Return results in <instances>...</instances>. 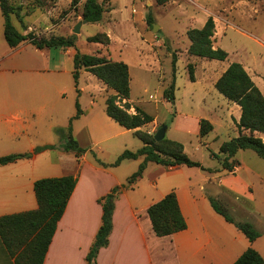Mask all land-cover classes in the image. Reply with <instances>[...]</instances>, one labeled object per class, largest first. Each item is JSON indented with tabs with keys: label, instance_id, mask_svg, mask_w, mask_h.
Instances as JSON below:
<instances>
[{
	"label": "rangeland",
	"instance_id": "374dc122",
	"mask_svg": "<svg viewBox=\"0 0 264 264\" xmlns=\"http://www.w3.org/2000/svg\"><path fill=\"white\" fill-rule=\"evenodd\" d=\"M100 2L104 5L103 19L95 23L84 22L80 32L75 33L74 27L83 20L85 0H9L13 10L12 21L20 32L31 33L38 38L52 34L75 35L81 52L105 55L112 60L127 63L130 70L131 103L159 118L161 123L154 133L161 125L167 124L170 129L167 137L181 141L188 155L202 164L185 167L187 176L196 183H201L205 177L219 183L222 175L230 170L223 167L213 153L222 157L220 145L237 135L235 113L227 124L221 122L220 125L217 122L215 130L205 137L194 131V118L198 115L206 119L215 116L211 109L216 101L212 96L208 97L211 90L227 100L213 83L229 62L243 63L264 94V0H169L164 4L156 0ZM149 13L153 15V23L147 21ZM208 15H212L216 23L214 44H219L229 53L226 60L189 53L191 42L187 31L192 27H202L203 19ZM154 24L158 26L156 30ZM99 32H107L111 43L104 45L88 40L89 36ZM1 38L5 46L8 45L3 35ZM22 48L25 49L23 54H26L22 62L33 63V56L28 55L33 53L34 44L25 40ZM174 54L177 55V73L175 100L172 102L163 98L164 90L173 79ZM190 63L195 66V80L191 79ZM69 65L73 67V61ZM10 74L13 82L22 80L20 71ZM29 75L27 80L31 82L34 79L31 76L35 75ZM45 76L40 81L48 84L46 92L37 96L30 94L26 98V108L33 127L26 135L14 138L10 145L0 150V156L26 152L32 153V156L38 154L36 174L41 178L59 176L68 171L69 166L63 159V144L69 138V115L77 110V102L80 104L81 87L85 88L83 103L86 105L92 99L104 105L112 92L102 80L86 70L80 72L78 83L72 73ZM56 87L66 89L64 94L60 95ZM82 114L83 110L80 116ZM178 123L181 125L177 130ZM62 125V128L59 127ZM114 139V153L110 150L103 153V144L88 151L84 148L89 155L88 159L95 161L96 158L97 161L112 164L119 156L116 155L117 148L127 145V149L133 150L142 145V141L131 130L124 131ZM117 143L121 146L117 147ZM45 145H55V148L37 151L38 147ZM239 160L247 164L241 173L253 187L256 213L264 217V159L253 149L247 148L240 153ZM76 167L79 170L80 163L70 166L71 169ZM222 192L224 195H220V199L223 203L234 206L238 201L247 204L244 196L237 198L224 190ZM228 209L235 215L231 207ZM240 218L252 222L248 216Z\"/></svg>",
	"mask_w": 264,
	"mask_h": 264
},
{
	"label": "crops",
	"instance_id": "0c3cea01",
	"mask_svg": "<svg viewBox=\"0 0 264 264\" xmlns=\"http://www.w3.org/2000/svg\"><path fill=\"white\" fill-rule=\"evenodd\" d=\"M208 17L209 15L203 19V25ZM4 23L0 5V150L10 145L14 138L19 139L30 131L34 124L30 122L26 98L30 94L37 96L46 92L48 84L40 81L46 78V74H73L74 56L77 52L75 47L38 48L34 45L33 53L28 55L33 56L34 62H22V57L26 56L23 54V42L17 47H11L9 44L5 46L1 38L2 35L5 37ZM72 61L73 67L69 65ZM230 63L224 65L221 74ZM83 70L85 69L82 68L81 71ZM16 71L22 73L20 82L10 79V73ZM29 74L35 75L31 76L34 78L31 82L27 80ZM56 89L60 95L66 90L58 87ZM108 90L114 93V90ZM84 92L85 88L81 87L79 101L83 114L74 119L72 134L87 151L103 144V153L105 150L114 153V138L124 131L134 130L121 126L111 118L107 113V104L101 105L94 99L89 105L84 104ZM211 92L208 97L212 96L216 101L211 109L215 116L208 119L214 125L213 130L217 122L221 125V122L227 124V121L232 120L234 113L236 122L239 121L241 106L229 99L224 100L214 90ZM164 99L167 100L165 96ZM128 101L131 103V97ZM131 104L134 108L132 112H135V106ZM76 112L75 109L69 118ZM154 117L152 122L140 129L154 133L161 123L157 116ZM202 118V115L194 118V131L198 134L199 121ZM180 125L181 123L177 124V130ZM59 127L62 128L63 125ZM236 134L238 136L239 132ZM256 134L264 140V133ZM116 146L121 145L117 143ZM142 146L143 142L133 151ZM127 148V145L117 148L116 155H120ZM87 151L78 157L75 151H66L63 148L64 163L69 167L66 173L59 176L75 175L78 181L58 223L44 264H88L87 256L102 225L104 211L99 199L111 192L115 186L127 183L128 178L137 171L144 160V156H140L136 159H125L117 166L106 162V165H103L96 158L95 161H90ZM242 151L243 149H240L230 159H235L237 163L232 171L222 175L219 183L209 177H205L201 183H196L193 178L187 176L184 170L187 165L167 167L148 162L143 176L118 193L109 242L99 250L97 264H233L250 245L264 258V217H259L256 213L253 187L241 173L247 167L243 160H239ZM37 159L38 154H34L32 157L0 165V216L36 210L39 207L35 192V182L41 178L36 174ZM75 163H80L79 170L77 167L70 168L74 167ZM172 190L177 194L187 228L172 235L158 236L154 231L148 208ZM223 190L236 195L237 198L244 196L247 199V204L238 201L234 206L225 204L232 208L235 215L230 213L237 221H247L240 217L248 216L256 229L261 231V236L252 243L242 230L226 220L212 206L210 197L221 200Z\"/></svg>",
	"mask_w": 264,
	"mask_h": 264
},
{
	"label": "trees",
	"instance_id": "16d2710c",
	"mask_svg": "<svg viewBox=\"0 0 264 264\" xmlns=\"http://www.w3.org/2000/svg\"><path fill=\"white\" fill-rule=\"evenodd\" d=\"M164 4L169 0H156ZM0 5L5 18L4 34L11 47H17L25 40H30L38 48H68L75 47L73 76L76 83L84 68L102 80L109 89L114 90L106 101L107 113L127 129H133L134 134L143 142V146L136 151L126 149L112 166L119 165L125 159H136L144 156L139 165L129 178L127 183L115 186L111 192L99 199L103 206L102 225L100 226L96 240L87 256L88 264H97L96 258L99 250L109 242V235L113 228V214L115 199L118 193L131 186L137 179L143 176L148 162H156L164 166H202L199 161L192 159L185 151L181 141L170 139L167 136L157 141L155 133L140 129L152 122L155 117L146 112L140 106H135V112L131 111L132 104L128 101L131 96L130 70L124 61H115L105 55L88 54L81 52L76 44V36H64L52 34L40 38L31 33L23 34L12 21L11 5L9 0H0ZM104 16V5L100 0H85L83 7V20L86 22H99ZM147 21L153 23V15H147ZM216 23L212 15L205 24L198 28L192 27L187 31L190 39L189 53L191 55L209 59L226 60L229 53L215 47L214 36ZM89 41L99 42L104 45L111 43V37L107 32H99L88 37ZM194 64H189L191 79L195 80ZM177 73V55L173 56V79L164 90V96L168 101L175 100ZM216 88L227 99L241 106L242 113L237 121L238 136L225 141L220 146V154L213 153L223 164V167L232 171L237 161L230 160L240 149L251 148L264 159V140L256 132L264 133V94L255 83L252 76L241 62H232L221 74L215 83ZM82 113L77 102V113L70 119L69 138L63 144L66 151H75L80 157L86 151L72 134V123ZM199 134L204 137L213 129L214 125L206 118L199 121ZM162 126V125H161ZM62 131V130H61ZM55 148V145H45L37 148L42 151ZM32 153H12L0 156V165L8 164L18 159L31 157ZM106 165L105 162L99 161ZM78 177L75 175H63L45 177L36 180L35 192L39 207L16 214L0 216V264H44L50 243L57 230L58 223L68 205L70 197L76 187ZM214 209L223 215L226 220L234 223L242 230L252 243L261 236V231L249 221H237L230 213L228 206L221 200L210 197ZM154 231L158 236L172 235L187 228V221L182 213L175 190H172L162 199L154 202L148 208ZM233 264H264V258L252 245H250Z\"/></svg>",
	"mask_w": 264,
	"mask_h": 264
},
{
	"label": "water",
	"instance_id": "95a60500",
	"mask_svg": "<svg viewBox=\"0 0 264 264\" xmlns=\"http://www.w3.org/2000/svg\"><path fill=\"white\" fill-rule=\"evenodd\" d=\"M84 22H86V21H85V20H81V21H79V22L76 24V26H75L74 29H73L75 33H79V32H80V30H81V26H82V24H83ZM153 27H154V30H156L158 26H156V25L154 24ZM167 130H168V125H167V124H163V125L157 130V132L155 133V139H156L157 141H160V140L164 139V138L166 137V135H167Z\"/></svg>",
	"mask_w": 264,
	"mask_h": 264
},
{
	"label": "built area",
	"instance_id": "2783aa9c",
	"mask_svg": "<svg viewBox=\"0 0 264 264\" xmlns=\"http://www.w3.org/2000/svg\"><path fill=\"white\" fill-rule=\"evenodd\" d=\"M131 111H132V108H131Z\"/></svg>",
	"mask_w": 264,
	"mask_h": 264
}]
</instances>
